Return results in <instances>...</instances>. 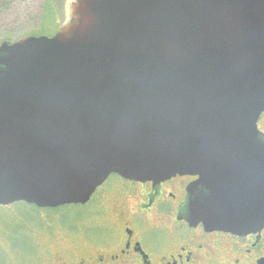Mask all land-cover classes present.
<instances>
[{
  "label": "water",
  "instance_id": "1",
  "mask_svg": "<svg viewBox=\"0 0 264 264\" xmlns=\"http://www.w3.org/2000/svg\"><path fill=\"white\" fill-rule=\"evenodd\" d=\"M263 114L264 0H75L53 37L0 45V206L192 176L191 224L260 232Z\"/></svg>",
  "mask_w": 264,
  "mask_h": 264
},
{
  "label": "flooded vegetation",
  "instance_id": "2",
  "mask_svg": "<svg viewBox=\"0 0 264 264\" xmlns=\"http://www.w3.org/2000/svg\"><path fill=\"white\" fill-rule=\"evenodd\" d=\"M197 180L176 176L155 184L110 176L84 205L99 211L85 221L95 215L103 221L100 230L84 225L98 232L84 236L93 246L83 259L66 262L58 253L49 264H264V229L236 235L189 222L188 189Z\"/></svg>",
  "mask_w": 264,
  "mask_h": 264
},
{
  "label": "rangeland",
  "instance_id": "3",
  "mask_svg": "<svg viewBox=\"0 0 264 264\" xmlns=\"http://www.w3.org/2000/svg\"><path fill=\"white\" fill-rule=\"evenodd\" d=\"M74 2L57 1V30L71 20ZM45 3L46 0H0V45L38 34ZM259 126L264 131V118ZM97 208L95 204L55 210L24 203L0 206V264H49L51 256L58 253L66 262L83 259L84 252L93 246L84 236L95 238L98 233L84 225L100 230L103 224L96 215L88 221L84 217L98 213ZM75 227L77 230L72 232Z\"/></svg>",
  "mask_w": 264,
  "mask_h": 264
},
{
  "label": "trees",
  "instance_id": "4",
  "mask_svg": "<svg viewBox=\"0 0 264 264\" xmlns=\"http://www.w3.org/2000/svg\"><path fill=\"white\" fill-rule=\"evenodd\" d=\"M58 0H46V3L43 7L42 12V25L40 26V31L38 34L31 35L33 37H40V36H47L52 37L54 36L57 31V23L58 18L60 16V13H58V10L56 9V3ZM54 30V31H53ZM30 36V37H31Z\"/></svg>",
  "mask_w": 264,
  "mask_h": 264
}]
</instances>
